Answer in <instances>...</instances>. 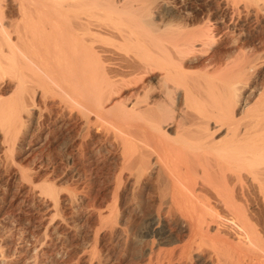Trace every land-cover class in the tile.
<instances>
[{"label": "bare ground", "instance_id": "bare-ground-1", "mask_svg": "<svg viewBox=\"0 0 264 264\" xmlns=\"http://www.w3.org/2000/svg\"><path fill=\"white\" fill-rule=\"evenodd\" d=\"M140 1L0 0V80L14 83L0 120L16 134L23 117L36 119L37 98L57 100L61 114L113 140L109 216L127 195V209L154 213L153 238L177 225L165 218L185 220L183 259L202 244L226 264H264V89L243 102L255 64L188 73L218 28L158 26L153 0ZM104 155L91 148V166Z\"/></svg>", "mask_w": 264, "mask_h": 264}, {"label": "rangeland", "instance_id": "rangeland-1", "mask_svg": "<svg viewBox=\"0 0 264 264\" xmlns=\"http://www.w3.org/2000/svg\"><path fill=\"white\" fill-rule=\"evenodd\" d=\"M263 2L153 0L150 16L158 26L172 25L184 32L208 25L218 28L211 31L213 44L190 59L187 72L212 71L215 62L225 69L252 59L250 84L255 92L243 97L251 107L264 89ZM6 15L7 24L9 10ZM224 27L228 32L221 33ZM13 86L7 78L0 80V111L11 103ZM50 99L46 104L36 99L35 122L23 117L16 134L5 126L6 132L0 120V264H226L202 244L183 259L180 249L189 240L185 220L165 218L177 225L169 226L161 238H153L148 232L154 213L127 209V195L118 199L115 216H109L108 207L116 202L112 199L116 166L112 138L85 129L78 117L61 114L58 101ZM90 147H103L105 154L94 168Z\"/></svg>", "mask_w": 264, "mask_h": 264}]
</instances>
